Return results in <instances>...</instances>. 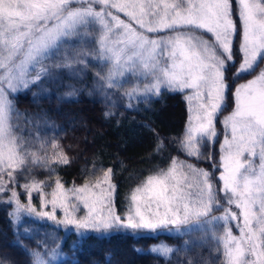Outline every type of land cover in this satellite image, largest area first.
Wrapping results in <instances>:
<instances>
[{
	"label": "snow or ice",
	"instance_id": "6c2138e0",
	"mask_svg": "<svg viewBox=\"0 0 264 264\" xmlns=\"http://www.w3.org/2000/svg\"><path fill=\"white\" fill-rule=\"evenodd\" d=\"M90 24L99 26L97 49L68 56L69 38L87 35L83 30ZM56 56L62 57L57 68L86 65L89 57L106 61L107 72L97 73L104 89L119 87L117 78L125 73L143 76L147 82L125 92L126 98L146 101L162 88L184 93L188 118L179 150L210 161L212 170L171 158L166 169L134 189L123 216L116 209L111 168L92 183L69 189L57 178L45 194L48 180H38L31 165L47 168L50 179L52 164L69 161L55 142L51 156L22 151L13 124L19 116L14 97L47 77L46 62ZM237 58V77L264 64V0H0V202L13 205L11 215L17 218L26 213L76 230L183 235L191 229H182L195 221L216 241L220 264H264V67L232 91V110L220 121L224 131L218 162L212 152L202 151L220 135L216 120L230 91L226 73ZM165 147L157 134L154 151L159 154ZM16 186L23 189L27 204ZM33 193L40 194V211L31 203ZM81 205L87 211L78 217ZM58 208L61 220L56 219ZM216 211L221 215H214ZM151 251L168 259L180 250L160 244ZM29 255L31 264H55L62 253L58 245L41 243Z\"/></svg>",
	"mask_w": 264,
	"mask_h": 264
},
{
	"label": "trees",
	"instance_id": "16d2710c",
	"mask_svg": "<svg viewBox=\"0 0 264 264\" xmlns=\"http://www.w3.org/2000/svg\"><path fill=\"white\" fill-rule=\"evenodd\" d=\"M262 66L240 77L234 75L239 67V58L235 65L228 66L226 76L230 91L224 111L216 120L220 135L214 146L202 149L205 153L212 152L216 162L223 137L220 121L232 110V91L238 84L254 77ZM17 106L21 110L34 109L28 96H19ZM53 116L63 130L60 147L69 163L60 166L50 179L48 171L36 174L38 180H48L44 193H48L57 178L66 188L82 186L86 182L92 183L102 175V170L111 168L112 182L116 185L115 205L123 216L134 189L147 176L156 174L160 168L166 169L171 158L212 170L210 161L189 158L179 150V141L188 118L187 103L180 93L164 91L138 102L133 108H117L113 115L107 117L101 104L81 93L73 101L61 104ZM73 121L77 124L79 121L80 126H72ZM157 134L166 145L159 154L154 151ZM22 181L20 179L21 184ZM16 191L20 192L22 198L23 189L16 186ZM216 232L221 235L222 228L218 227ZM156 244H167L180 251L173 252L165 259L148 251ZM39 245L37 238L15 230L8 208L0 205V264H31L29 252ZM216 247V241L204 230H193L183 235L112 231L106 235L91 233L81 239L71 234L60 247L64 259L59 264H188L189 260L192 264H220L222 256L214 250Z\"/></svg>",
	"mask_w": 264,
	"mask_h": 264
},
{
	"label": "rangeland",
	"instance_id": "374dc122",
	"mask_svg": "<svg viewBox=\"0 0 264 264\" xmlns=\"http://www.w3.org/2000/svg\"><path fill=\"white\" fill-rule=\"evenodd\" d=\"M121 18L126 19V17H124L122 14ZM83 31L86 32L87 35H78L75 37H71L65 44V50L68 56H75L76 53L82 49L88 50L90 52H94L97 49L99 26L95 24H90ZM61 59V56H56L53 57V59L47 61L46 63L49 66L50 74L47 77L43 78L38 84L31 85L28 89L19 92L14 97V106L16 112L19 113V116L18 118H14L13 124L15 126L14 130L16 132V135L22 138V151L35 152L41 158L45 155L51 156V144L55 142L60 146V139L64 135L63 130L55 122L53 113L55 114L58 112V108L61 104L73 101L79 94L82 93L84 95H87L93 101H96L97 103L101 104L105 112L110 111L111 113H114L117 108H126L125 105L128 103H131L133 107H135L138 102L144 101L143 98L138 100L135 96L131 98H126L124 96L125 92L131 91L137 84L142 87L143 84L147 82L143 76H140L139 74H133L132 72L125 73L124 76L117 78V82L120 85L119 87H117L116 89H104L102 87L103 82L98 79L97 73H99L100 75H104L107 72L108 64L106 61H101L94 57H89L87 59L86 65L74 64L71 68L55 67L54 65L56 63H59ZM262 67H264V64ZM247 81L243 83H246ZM73 91L74 95H67V93ZM164 91L168 90L166 88H162L161 92ZM105 92H107V97L105 96ZM180 94L183 95V97L185 95L184 93ZM19 96H28L30 99V103L34 106V109L21 110L17 106V99ZM79 124H81L79 121L78 124L74 123V121L72 122V126L76 125V127H78L80 126ZM41 144H43V148L41 147ZM51 167L54 168V173H56L57 169L60 166L52 164ZM31 169L32 174L34 176H36V174L42 171H48L49 173V170L47 168H43L37 165H31ZM4 178L5 180H7L6 176ZM18 179L20 178L18 177ZM22 182L24 183L25 181L23 180ZM71 187L65 188L69 189ZM51 191L52 188L48 190V193H50ZM39 196V193H33L31 199V203L36 207L38 211L41 210V203L40 199L38 198ZM48 198L50 199V196ZM3 199H7V193L4 194ZM20 199L22 203H28L24 193L22 198ZM0 205L8 208V213L15 226V230L18 233L25 236L35 237L37 238L40 244H46L48 247L58 245L59 250L61 245L65 242L67 238L70 237L71 234L75 235L77 239H81L91 233L96 235H106L112 231L130 230H76L73 225H57L54 221L48 220L47 218H40L35 216L29 217L26 213H21L19 218H17L16 216L11 215L14 212L13 205L3 202H0ZM50 208L51 206L49 205L48 210H50ZM86 211L87 210L81 205L80 210L76 213V215L78 217H82L86 214ZM214 215L219 216L221 215V212L216 211L214 212ZM56 219H63V212L59 208L56 211ZM42 225H47L48 227ZM187 229H191V231L201 230V228L198 226V222L195 221L192 224L185 226L182 231H185ZM130 231H132L133 233L145 234H155L159 232H164L169 235H181L174 232L170 233L166 230H157L156 232H148L144 230ZM233 232L234 234H238V231L235 228H233ZM158 245L160 244L152 245L148 249V251L154 253L151 251V249ZM63 259L64 256L62 254L60 259L56 261L55 264H59L60 262H62Z\"/></svg>",
	"mask_w": 264,
	"mask_h": 264
}]
</instances>
